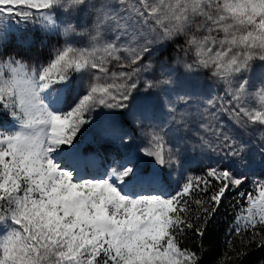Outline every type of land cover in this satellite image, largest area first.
Masks as SVG:
<instances>
[{"label":"snow or ice","instance_id":"snow-or-ice-1","mask_svg":"<svg viewBox=\"0 0 264 264\" xmlns=\"http://www.w3.org/2000/svg\"><path fill=\"white\" fill-rule=\"evenodd\" d=\"M29 31L46 37L47 63L39 56L25 62L33 41L21 35ZM180 36L185 56H195L177 57L183 73L210 70L223 94L194 100L186 76L154 63L153 55ZM76 37H87V45L77 46ZM112 60L128 70L109 74ZM257 60L264 65V0H0V264H204L178 235L188 229L203 239L232 194L248 203L246 214H237L236 234L251 231L249 242L264 248L257 231L264 178L252 181L255 197L240 191L253 169H264V139L258 151L244 139L252 126H264ZM100 106L111 117L104 135L119 145L103 169L75 149ZM223 114L234 127L224 126ZM138 138L147 143L138 148ZM189 151L218 157L195 182L185 176ZM141 155L152 159L151 169L140 167ZM173 175L178 188L170 192ZM194 189L206 195L195 200V215L184 199ZM235 255L243 264L249 251Z\"/></svg>","mask_w":264,"mask_h":264},{"label":"rangeland","instance_id":"rangeland-1","mask_svg":"<svg viewBox=\"0 0 264 264\" xmlns=\"http://www.w3.org/2000/svg\"><path fill=\"white\" fill-rule=\"evenodd\" d=\"M136 3H139V0H135ZM35 11V10H33ZM199 19V18H197ZM12 25L15 27L19 28H24L25 25L20 23L17 18H13ZM15 27H10V33L17 35L15 32ZM27 27H31V25H28ZM192 32H196L195 25L192 26L191 28ZM203 33L201 32H196V35H202ZM218 35H222L218 34ZM107 38L112 37V33L108 32L106 34ZM185 39V37H184ZM75 43L77 46H85L87 45V37H76L75 40L72 41ZM194 55V51L192 52ZM183 56H185L184 51L181 52ZM121 55H124V53H121ZM191 58V57H190ZM189 58V60H191ZM154 63L159 66V62L163 61L165 62L168 66L176 68V71L178 74H183L187 78L183 80V85L184 88L187 89L188 91L193 93L194 100L197 101H202V98L204 97H211L215 96L218 93L223 94V84H220L219 86H216L214 82L210 79V70L207 69H202L199 71L197 74H184L183 71H181V66L182 63H177L176 59H165L163 56H159L158 54H154L152 57ZM195 59V56H194ZM185 61L184 58H181V62ZM192 61V60H191ZM262 69H264V65H261V63L257 60L254 62V68H253V74L255 76H259L262 72ZM128 69H121L119 66V62L112 60L111 63L109 64V74L111 72H119V71H127ZM7 76L8 74L5 73ZM119 82V80H117ZM211 85V87H210ZM250 91H254L250 90ZM83 94V93H81ZM76 93H72L71 96L68 97V103L65 106L66 109L67 107H70L75 100L77 99ZM251 105L254 107H259V101L258 98L253 96L251 101ZM201 109H202V103H201ZM181 108H183V105H181ZM197 110V105L196 103H193L191 105V111L195 113ZM110 110L104 108L103 106H100L97 108V110L92 114V122L90 124L85 125L82 128L81 133L77 135V138L75 140V149L80 152L81 154L89 157L90 159L94 160L96 162V166L99 169H103L107 164L111 163L112 158L108 159L105 156V151H107L108 154H114L117 153V149L119 148L118 143L115 140L107 138L104 133L106 130V127L109 125L111 117L109 115ZM9 116V121L6 122L5 124H11L12 123V118L10 115ZM221 122L224 124L225 127H234V125L231 124V121L229 120V117L226 114H223L221 117ZM192 127L194 129L198 130V121L196 120V117H192ZM206 122V121H205ZM135 127V125H133ZM87 130H90L91 133L93 134V138L91 140H85L83 137V133ZM191 135V134H190ZM209 139H213L210 135H208ZM244 139L248 141V146L254 151H258V145L262 142V139H264V126L262 125H254L252 126L245 134H244ZM90 142L89 146L94 147L98 146L99 151H94V150H89L85 151V143ZM147 143L146 138H138L137 140V146L138 148L140 146H144ZM122 151V150H121ZM218 157L211 153H201L200 151H195L193 155H189L188 160L185 164V168L187 171L185 172V176L190 175L193 177L194 182H195V177H198V172L202 169H206L209 165H214ZM149 157L146 156H140L138 159V163L141 168L145 169L147 166ZM96 169H90V171H94ZM259 170V168L253 169ZM251 175V174H250ZM261 178H264L263 174L258 175L257 177H254L255 180H260ZM183 178H181L182 182ZM177 177L173 175L172 177H169V184L170 187L168 188V191L174 192L177 190L178 185H177ZM257 193L253 195L255 197ZM248 204L244 209H247ZM241 214H246L242 213ZM3 234L2 229H0V235Z\"/></svg>","mask_w":264,"mask_h":264},{"label":"trees","instance_id":"trees-1","mask_svg":"<svg viewBox=\"0 0 264 264\" xmlns=\"http://www.w3.org/2000/svg\"><path fill=\"white\" fill-rule=\"evenodd\" d=\"M31 37L33 45L27 49L28 56L31 59H25V62L31 66L37 62V56L41 62L47 63L50 59V45L48 47H42L41 41L46 37L37 32H24L21 35L22 39ZM17 35L11 33V42L16 43ZM55 41H52L54 43ZM184 36L177 37L175 42L170 43L166 50L158 53L159 56H163L165 59H176L179 57L184 58L188 62L194 59L192 52H189L187 56H183L181 52L184 46ZM191 57V58H190ZM189 58L191 60H189ZM183 62V61H182ZM181 71L183 67L181 66ZM5 123L9 121V116L3 117ZM90 142L85 143V151L94 150L99 151L98 146H89ZM195 152L189 151L187 156L193 155ZM105 156L110 159L116 156L117 153L108 154L105 151ZM147 169V166L145 167ZM254 174L249 175L248 182L240 189L241 192H252L254 195L256 190L252 181H255L254 177L260 174L264 175V169L253 170ZM198 177H205V169L198 172ZM201 187H203L201 185ZM211 192L208 193L210 195ZM184 199L189 200V205L193 215L197 212V205L195 204L196 199H206V195L199 190L194 189L192 197H185ZM238 201V202H237ZM247 201L244 198H238L235 194L229 195L228 199L223 202V206L219 209V214L216 215L212 221V226L206 231L203 239L197 236L193 230H185L183 235H178V239L181 241V247L191 248L201 255L204 264H241L236 258V251L241 248H246L249 251V255L244 259L243 264H258V259L264 257V248L257 247L259 240H251V231H242L241 235L236 234V217L238 213L242 212L247 205ZM257 231L264 232V225H257Z\"/></svg>","mask_w":264,"mask_h":264},{"label":"water","instance_id":"water-1","mask_svg":"<svg viewBox=\"0 0 264 264\" xmlns=\"http://www.w3.org/2000/svg\"><path fill=\"white\" fill-rule=\"evenodd\" d=\"M83 137L85 140H91L93 138V134L91 133L90 130H87L83 133ZM153 167V162L152 159L149 158L148 163H147V169H151Z\"/></svg>","mask_w":264,"mask_h":264}]
</instances>
